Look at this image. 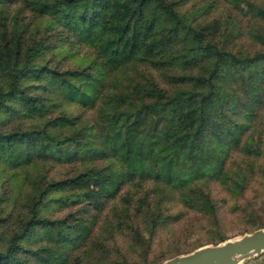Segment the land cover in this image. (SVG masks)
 <instances>
[{
	"label": "trees",
	"instance_id": "1",
	"mask_svg": "<svg viewBox=\"0 0 264 264\" xmlns=\"http://www.w3.org/2000/svg\"><path fill=\"white\" fill-rule=\"evenodd\" d=\"M258 177L264 3L0 0V264H155L264 227L242 210L227 234L210 184L236 209ZM182 217L205 232L186 247Z\"/></svg>",
	"mask_w": 264,
	"mask_h": 264
},
{
	"label": "rangeland",
	"instance_id": "2",
	"mask_svg": "<svg viewBox=\"0 0 264 264\" xmlns=\"http://www.w3.org/2000/svg\"><path fill=\"white\" fill-rule=\"evenodd\" d=\"M255 1L264 3V0H255ZM229 10L232 13H234V9L229 8ZM215 11L216 10L212 8H208L207 12L203 13L202 16L209 18L211 17V13ZM235 14L239 16V18L242 20L241 21L242 23L246 20L245 15L240 14V13L239 14L235 13ZM224 15H225L224 11L220 10L219 16L223 17ZM243 35L244 33H242V36ZM244 41L246 43V40ZM75 58H76V54H71L68 51L67 57L64 59V64L75 62ZM62 106H64L67 110H70L72 113H75V112L77 113L79 111L78 106H75L71 102H65V101H59L56 104V109H59ZM37 161H39V163L37 164H41L42 162V160H37ZM34 162L27 167H24L22 169L20 168L19 170L16 168H13V169L8 168V170L6 171V168H3L2 173L5 178L10 177L13 172H14L15 177L19 176L21 175V171L26 172V170L29 172L30 175H33L36 172V167H35ZM41 165L44 166V168H46L48 175H52V176L61 175L62 173L66 171H70L67 163H62L54 159H48V161H45ZM11 170H12V173L10 174ZM14 179L15 178H13L12 180ZM7 184H8V181H7ZM210 184H211V191L214 192V194L218 197V202L220 203L219 204L220 211H222L223 214L227 215V217H224V219L222 220V228L227 234L234 232L237 228H241L242 226H245L244 221L246 220V215L241 214L242 210L244 212H251L254 209L258 213V215L261 216L260 219L263 220L264 222V178L263 177L261 178L258 177V178L253 179L249 183L247 188L243 190L242 196L241 197L239 196L238 198L239 199L238 201L240 203L237 202L239 207H237L236 209H231V207L227 208L228 207L227 204L231 201L232 198L228 195L229 193L227 194V192L220 187V184H218L217 182H211ZM223 196L225 198L221 199V197ZM178 204L179 203H173V202L172 204L170 203L169 204L170 209L177 208ZM242 208H245V209H242ZM239 209L241 210L238 211ZM225 210H227V213L225 212ZM59 212L60 211H54L52 215L59 214ZM237 214H240V216L238 217ZM198 224L199 222L197 221L189 222L187 217L185 218L182 217V219L178 221L174 226L173 233L174 235H178V236L172 237V238L175 239L178 242V245L181 247H186V246L191 245L196 240L204 237L205 232L202 228L198 227L200 226ZM160 234H162V231L159 233V235ZM237 234L239 233H232L228 235L227 237L234 236ZM125 244H126V241L124 242L122 246H124ZM128 254L131 256L136 255L134 252H131V251H128ZM258 263H264V250L250 258L241 260L238 264H258Z\"/></svg>",
	"mask_w": 264,
	"mask_h": 264
},
{
	"label": "water",
	"instance_id": "3",
	"mask_svg": "<svg viewBox=\"0 0 264 264\" xmlns=\"http://www.w3.org/2000/svg\"><path fill=\"white\" fill-rule=\"evenodd\" d=\"M264 250V227L258 226L217 242L163 258L155 264H238Z\"/></svg>",
	"mask_w": 264,
	"mask_h": 264
}]
</instances>
